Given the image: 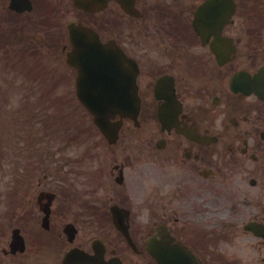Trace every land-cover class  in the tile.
Instances as JSON below:
<instances>
[{
    "label": "flooded vegetation",
    "instance_id": "af4514ba",
    "mask_svg": "<svg viewBox=\"0 0 264 264\" xmlns=\"http://www.w3.org/2000/svg\"><path fill=\"white\" fill-rule=\"evenodd\" d=\"M23 2L0 0V73H66L81 23L131 61L140 109L89 142L66 94L0 85V264H163L165 242L264 264V0Z\"/></svg>",
    "mask_w": 264,
    "mask_h": 264
},
{
    "label": "water",
    "instance_id": "95a60500",
    "mask_svg": "<svg viewBox=\"0 0 264 264\" xmlns=\"http://www.w3.org/2000/svg\"><path fill=\"white\" fill-rule=\"evenodd\" d=\"M80 29H82L80 26H74L70 29L74 48L68 55V62L75 66L79 72L77 77L78 95L89 111L94 114L100 127L106 130L108 123L102 119L109 117L112 110L116 107L109 101L111 98L110 95L112 94L110 90L112 89L111 84L106 83L105 76H107V81L109 79L111 80V78L119 80L117 75L127 71L119 67L122 61H124V58L115 57L113 59L108 55L109 60L115 62L117 65L115 69H112L111 65L108 67V61H101L97 58L88 59L85 56L82 57V45L79 40L81 35ZM84 46H86L85 43ZM104 65L107 68H104Z\"/></svg>",
    "mask_w": 264,
    "mask_h": 264
},
{
    "label": "rangeland",
    "instance_id": "374dc122",
    "mask_svg": "<svg viewBox=\"0 0 264 264\" xmlns=\"http://www.w3.org/2000/svg\"><path fill=\"white\" fill-rule=\"evenodd\" d=\"M69 73H71V72L68 70V75H69ZM19 76L20 75L18 73H6L5 79H4V81H3L2 84L3 85H6L7 82H8V80H9V78H11V77L18 78ZM70 78H71V80L68 79L67 85H66L67 86V89H68V92H69L70 88L73 89V85H74V82H72V80H73L72 75H70Z\"/></svg>",
    "mask_w": 264,
    "mask_h": 264
}]
</instances>
